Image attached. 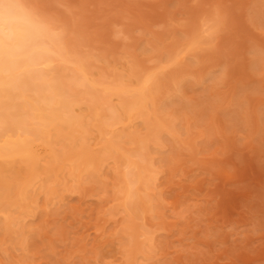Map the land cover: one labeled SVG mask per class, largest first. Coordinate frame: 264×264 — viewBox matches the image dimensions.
<instances>
[{"label": "rangeland", "instance_id": "obj_1", "mask_svg": "<svg viewBox=\"0 0 264 264\" xmlns=\"http://www.w3.org/2000/svg\"><path fill=\"white\" fill-rule=\"evenodd\" d=\"M29 1L71 27L82 51L103 53L95 75L165 64V52L184 48L203 23L220 24L209 44L166 64V74L184 72L160 94L178 132L151 144L160 172L153 209L137 221L151 242L128 255L109 160L97 180L38 194L23 221L25 247L0 228V264H264V0Z\"/></svg>", "mask_w": 264, "mask_h": 264}, {"label": "bare ground", "instance_id": "obj_2", "mask_svg": "<svg viewBox=\"0 0 264 264\" xmlns=\"http://www.w3.org/2000/svg\"><path fill=\"white\" fill-rule=\"evenodd\" d=\"M25 9L39 21V38L22 44L6 34L0 40V228L15 246L25 247L23 221L35 210L39 193L52 197L58 186L68 190L69 181L97 180L101 166L113 160L118 181L113 189L117 209L126 213L121 232L129 238L131 257L152 240L146 224L137 222L153 209L160 172L151 144H158L164 131L178 132L159 100L167 83H176L184 70L166 74L165 69L209 44L220 20L203 23L184 40V48L165 52V64L160 59L142 68L133 61L127 74L102 69L95 75L93 61L105 56L82 51L71 27L29 0H0V16L6 19ZM134 120L142 121L144 131L132 127Z\"/></svg>", "mask_w": 264, "mask_h": 264}, {"label": "clouds", "instance_id": "obj_3", "mask_svg": "<svg viewBox=\"0 0 264 264\" xmlns=\"http://www.w3.org/2000/svg\"><path fill=\"white\" fill-rule=\"evenodd\" d=\"M6 34L17 38L22 44L36 40L40 35L39 21L26 9L13 14L7 19L0 16V40Z\"/></svg>", "mask_w": 264, "mask_h": 264}]
</instances>
